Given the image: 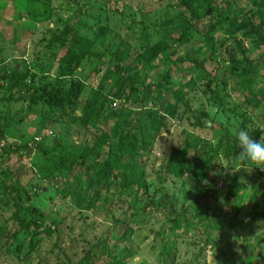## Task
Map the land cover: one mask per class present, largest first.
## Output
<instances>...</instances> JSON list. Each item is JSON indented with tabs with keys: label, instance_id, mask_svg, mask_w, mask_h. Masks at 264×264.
I'll list each match as a JSON object with an SVG mask.
<instances>
[{
	"label": "rangeland",
	"instance_id": "rangeland-1",
	"mask_svg": "<svg viewBox=\"0 0 264 264\" xmlns=\"http://www.w3.org/2000/svg\"><path fill=\"white\" fill-rule=\"evenodd\" d=\"M37 4L50 7L49 20H29L27 10ZM176 5L175 0H0V127L7 139L0 135V179L12 178L6 181L22 188L28 204L43 211L48 220L58 222L57 232L25 259L23 250L29 238L23 233L12 238L18 230L12 218L16 208L0 200V264H77L85 256L91 258L90 264H113L115 260L123 264H219L225 254L251 255L256 261L264 256V178L260 168L239 166L235 160L231 169L226 159L214 158L208 163L210 170L201 167L187 179H177L167 170L173 150L189 160L195 157V150L187 143L192 136L213 142L226 130L238 129L245 119H250L249 129L264 136V102L254 108L245 95L230 91L228 86L230 53L242 59L245 49L246 55L256 59L264 51L255 46L256 37L245 29L234 36L221 31L216 36L220 67L211 87L220 88L215 105L208 100L207 72L191 70L185 76L177 75L182 82L190 78L197 82L190 108L196 119L193 125L186 118L168 119L169 133L163 131L154 137L152 150L143 158L149 192L138 191L134 215L124 216L125 197L112 192L91 210H78L72 196L65 198L62 179L55 174L50 178L45 172V166L58 162L61 154L92 147L102 135L94 125H81L74 119L83 112L73 115L69 109L45 101L47 84L69 89L71 81L56 76L62 52L57 45H50L52 38L71 27L76 36L93 41L97 51L114 52L122 44L140 50L143 35L150 45L161 39V24L167 15L177 12ZM238 5L244 8L243 2ZM197 30L200 35L205 33L202 24ZM197 43L174 48L169 55H196ZM110 58L105 54L102 59L108 62ZM157 64L158 70L146 68L143 73L157 78L170 67L160 60ZM44 67L48 73L42 71ZM206 67L214 73L217 64L208 62ZM15 69L24 80L10 91L2 77ZM99 69L103 71L96 74ZM105 69L91 57L75 70L74 79L86 84L83 105L93 98ZM263 78H255V89ZM221 101L224 106H219ZM129 106L121 110L118 103L108 115L121 120L129 115L133 118L132 135L141 139L148 135L143 129L146 118L136 121L137 110ZM38 137L43 142L36 145ZM8 144L26 145L27 149L14 153ZM101 150L105 154L106 146ZM75 185L73 181L72 188ZM90 188L88 194L95 195L96 184ZM198 198L207 201L220 226L210 220L199 222L193 216L192 205ZM186 221H194L196 226ZM90 250L92 254L87 255Z\"/></svg>",
	"mask_w": 264,
	"mask_h": 264
},
{
	"label": "trees",
	"instance_id": "trees-1",
	"mask_svg": "<svg viewBox=\"0 0 264 264\" xmlns=\"http://www.w3.org/2000/svg\"><path fill=\"white\" fill-rule=\"evenodd\" d=\"M175 2L177 12L174 15H167L166 21L161 24V39L150 45L143 35L144 45L140 44V50L128 44H122L114 52H100L94 49L96 44L93 41L76 36L71 27H66L64 32L51 40L50 45L52 47L57 45L62 52L57 62L56 76L58 80L71 79V81L69 89L60 85L47 84L43 90L45 101L50 106L67 108L73 115L83 112L82 116L76 115L74 119L81 125L92 124L102 133L94 146L78 147L73 152L61 154L58 162H52L44 168L50 178L55 174L58 179H62L66 187L63 192L65 198L72 196L73 205L78 210H91L96 202L101 201V198L104 201L107 200L109 193L112 192L114 195L125 197L122 206L126 207L124 216L129 218V215L135 211L138 191L143 190L144 194L149 192L143 158L152 150L154 137L163 131L169 133L168 119L186 118L191 125L196 119V115L190 108L197 82L193 78L182 82V79L177 80V75L185 76L191 70L207 72L206 79H210L207 84L208 93H210V95L207 93L208 100L215 105L220 87L216 85L213 89L211 86L215 82L216 72L220 67L216 42L219 31L226 36H234L245 29L247 33L256 37L255 46L259 50H264V0L240 2L238 0H175ZM242 2L244 8L238 5ZM26 14L33 23H42L49 20L52 13L47 4H37L35 8L30 6ZM198 24L205 27V33L202 35L197 30ZM195 41H198L195 45L196 55L189 56L184 53L175 58L169 55L170 50L183 48ZM242 52L244 53L242 59L230 53L228 86L230 91L245 95L248 104L256 108L259 102H264V78L258 89H255L253 85L256 77H264V51L256 59L246 55L247 50L242 49ZM105 54L111 55L108 62L102 59ZM91 57L96 58L106 69L100 77L93 98L83 105L81 99L86 84L75 80L74 72ZM158 60L162 61V65L170 66L166 73L157 75V78L155 74L149 76L143 73L146 68L158 70ZM208 62L217 64L214 73L207 70ZM42 71L48 73L46 67ZM101 71L103 70L99 69L96 74H100ZM150 77L152 81H149ZM2 80L7 81L9 90L13 91L21 86L24 76L15 69L11 75H4ZM116 102L119 103L121 110L129 105L132 108L133 105V108L137 110L134 111L136 121L142 122L146 118L143 121V129L147 131V136L141 139L134 138L130 128L133 118L130 119L129 115L124 120L108 115V112L115 108L113 104ZM224 105L223 101L219 103V106ZM146 109L150 111L146 112ZM181 109L182 115H180ZM249 120L245 119L237 131L245 129L259 141L261 135L258 131L249 129ZM0 135L5 137L2 127H0ZM215 138L213 142L198 136H192L191 141L188 138L187 143L195 150V157L189 160L183 154L173 150L167 169L169 174L177 179H187L201 167L210 170L208 163H211L214 158L226 159L231 169L234 167L235 160L239 166H245L237 159L241 149L236 136L230 130H226ZM34 142L37 145L43 140L37 143L34 139ZM103 146L107 148L105 154L101 150ZM8 148L17 153L21 149H27V146L8 144ZM201 156H204V160ZM261 175L264 178L262 169ZM6 180H12V178L6 177ZM6 180L0 179V200L13 203L16 208L12 218L18 225V230L12 238L16 239L19 233L29 238L28 245H25L23 250L24 258L27 259L44 239L57 232L58 222L48 220L43 211L28 204L29 197H24L22 188ZM73 181L76 183L74 188H72ZM93 184H96L98 188L95 195L91 196L88 191ZM125 202L126 205H124ZM192 214L199 222L210 220L217 227L220 226L206 200L203 202L201 198H198L192 205ZM187 223L194 224L192 227L196 226L194 221H186ZM124 251L126 249H123ZM92 252L90 250L87 255ZM258 259L256 261V258L251 255L236 257L232 253L225 254L219 264H264V256ZM90 260V257L85 256L77 264H90ZM113 264H123V261L115 260Z\"/></svg>",
	"mask_w": 264,
	"mask_h": 264
},
{
	"label": "clouds",
	"instance_id": "clouds-1",
	"mask_svg": "<svg viewBox=\"0 0 264 264\" xmlns=\"http://www.w3.org/2000/svg\"><path fill=\"white\" fill-rule=\"evenodd\" d=\"M236 136L239 148L241 149L237 159L245 165H255L256 168L264 170V136L259 141L255 140L247 130L236 128L231 129Z\"/></svg>",
	"mask_w": 264,
	"mask_h": 264
},
{
	"label": "built area",
	"instance_id": "built-area-1",
	"mask_svg": "<svg viewBox=\"0 0 264 264\" xmlns=\"http://www.w3.org/2000/svg\"><path fill=\"white\" fill-rule=\"evenodd\" d=\"M129 103H131V101H129ZM117 102L116 103H114L113 105H114V107H117ZM36 140L38 141V142H41L42 140H43V138L42 137H38V138H36Z\"/></svg>",
	"mask_w": 264,
	"mask_h": 264
}]
</instances>
